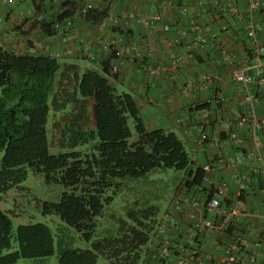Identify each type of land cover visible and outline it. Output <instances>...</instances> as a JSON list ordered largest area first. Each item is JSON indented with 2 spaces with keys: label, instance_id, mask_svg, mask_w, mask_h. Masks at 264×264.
Returning <instances> with one entry per match:
<instances>
[{
  "label": "trees",
  "instance_id": "16d2710c",
  "mask_svg": "<svg viewBox=\"0 0 264 264\" xmlns=\"http://www.w3.org/2000/svg\"><path fill=\"white\" fill-rule=\"evenodd\" d=\"M31 1L44 12L49 0ZM81 4L59 0L39 20L40 28L56 34L53 23L75 15ZM97 12L91 8L85 17L94 21ZM114 54L110 48L106 59L82 67L70 57L14 52L0 43V196L19 185L29 170L40 174L61 186L57 199L42 201V213L57 216L65 228L90 241L89 247L72 246L68 234L55 235L40 220L14 227L9 210L0 204V264H15L20 257L47 258L55 250L58 264H96L99 256L101 264H151L150 234L159 206H129L114 229L95 236L104 207L125 179L155 169L185 173L188 187L201 182L203 169L192 166L183 139L174 130L148 126L133 93L110 80Z\"/></svg>",
  "mask_w": 264,
  "mask_h": 264
},
{
  "label": "crops",
  "instance_id": "0c3cea01",
  "mask_svg": "<svg viewBox=\"0 0 264 264\" xmlns=\"http://www.w3.org/2000/svg\"><path fill=\"white\" fill-rule=\"evenodd\" d=\"M85 1L82 0V3ZM91 1L94 11H98V17L94 21H90L78 13L73 15L75 35L73 45L76 47V51L70 58L78 61L82 67L91 66V60L83 57L78 50L81 45L88 42L91 51L98 59H106L110 50L100 47V36L114 38L118 44L122 45L133 41L138 42L142 47L151 44L154 48L151 58L143 56L130 59L121 75L110 76V80L118 89L133 93L146 124L150 127L161 126L174 130L183 139L191 158L194 157V161L197 163L213 156L218 148L228 155L236 154L248 147L251 148L250 141L245 139V126L233 125L237 129V133L244 137L242 146L221 140L219 142L221 145L205 142L203 147L199 148L193 142V138L197 134L196 122L203 107L209 109L211 116L206 124V130L210 134L221 132L220 120L229 121L230 124L234 123L238 110H241L244 104L243 89L232 79L231 68L240 64L244 57L247 58L244 63L247 70L253 72L254 64L258 60V54H255L254 49L255 44H252L245 36L242 21L238 17H230L218 10V2L222 0H205L202 3H199V0ZM236 2L241 9L245 7V0H236ZM58 3L59 0L47 1L43 12L37 10L31 0H15L11 3L0 0V43L14 52L21 53H48L52 48L59 46L60 32L57 31L53 35L46 34L40 28L39 20L36 19L39 14L44 17L47 12L56 9ZM181 6H186V11L182 12ZM107 7L112 12H102ZM126 10L157 11L161 14V20L152 26H145L127 16ZM109 14L114 16L115 21L105 30H100L98 27L100 18ZM254 17L261 24L257 38L262 41L264 40V12L256 11ZM191 20L207 27L208 44H195L193 42L194 32L191 30L182 36L181 43L173 42L172 34L176 32L174 30L190 25ZM163 22L170 25L171 33L161 29ZM222 22L227 24V29L221 28ZM222 48L232 52L234 58L232 63L218 60ZM187 52L191 54L188 55ZM172 58H176L175 63H172ZM147 63L158 68L154 75L146 69ZM161 66H165V70L159 68ZM204 72L213 73V86L222 90L226 96V101L223 104L207 103L203 107L199 105L212 91V85L203 86L201 74ZM190 84L191 90L188 94L185 88ZM255 112L258 116H264V91L255 105ZM179 116H187L186 124L183 127L176 123V118ZM261 133L264 152V127ZM224 136L225 132L221 134V137ZM247 163L246 159H238L234 165L227 168H218L217 165H214V169L210 172L212 178H221L227 182L228 189L225 193V197H228L227 202L236 199L238 185L233 173L245 171L248 168ZM262 181H264L263 176H253L249 186L242 189V194L237 196L242 199L247 214H237L233 217L230 230L233 225L242 229L254 230L256 233L264 229V198L259 188ZM184 192L196 194L197 189L191 186ZM192 210L190 205H184L181 210L174 212L173 219L166 226L168 235L174 240L186 239L185 228L189 224V213ZM152 244L153 242L150 241V245ZM200 248L211 256L217 253L218 256L221 254L209 236H204L201 239ZM171 260L175 261V255H171ZM211 261L208 260L206 264H210ZM260 263L264 264V242L261 247ZM151 264L160 263L151 261ZM183 264H193V261L189 260Z\"/></svg>",
  "mask_w": 264,
  "mask_h": 264
},
{
  "label": "built area",
  "instance_id": "2783aa9c",
  "mask_svg": "<svg viewBox=\"0 0 264 264\" xmlns=\"http://www.w3.org/2000/svg\"><path fill=\"white\" fill-rule=\"evenodd\" d=\"M6 3H11L15 0H4ZM205 0H199L202 3ZM245 7L241 9L236 0H222L218 2V10L230 17H238L242 21L243 31L252 44H255V54H258V60L254 64L253 72L247 70L244 63L247 58L241 60V63L236 64L231 68L232 79L243 89V108L238 110L234 123L220 120V130L225 132V136L221 137V132L218 134H210L206 130V124L211 116L209 109L203 107L199 119L196 122L197 134L193 138V142L197 146L206 142L213 145H221L219 142H230L237 146L244 144V137L237 133L235 126H245L246 136L251 143V148L240 150L236 154H226L221 148H218L213 156L202 162H195L192 157V166H199L203 169L201 182L195 186L196 194L185 193L186 188H177L172 198V208L160 214L155 223V234L152 244L151 260L160 264H183L189 260L193 264H206L208 260H212L210 264H261V247L264 242V229L259 233L248 228H241L233 225L229 229L233 217L237 214H247L242 199L238 198L242 194L241 190L249 186V182L253 176H263L264 178V152H263V137L261 130L264 127V116H258L255 112V105L260 98V93L264 87V40H258L257 33L261 28L260 22L255 19L256 11L264 12V0H245ZM93 7L91 0H86L78 7L77 13L85 15L88 10ZM181 11H186V6H181ZM127 16L134 18L136 22L152 26L161 20V14L157 11L150 12H135L133 10L125 11ZM38 20L42 19V15L37 16ZM114 16L104 15L98 22L100 30H105L113 23ZM57 31L60 32V45L50 50L51 55L58 58H65L74 55L76 47L74 35V19L73 16L64 17L59 22L53 23ZM222 29H227L225 22L221 24ZM161 29L167 32H172L168 23L163 22ZM189 30L194 32L193 42L195 44H208L207 27L199 22L191 20L190 25L178 27L172 34L174 43L179 44L182 41V36ZM100 47L103 49L115 50L114 56L109 61L110 76H117L123 73L124 68L134 58H151L154 54V48L151 44L142 47L138 42L133 41L127 45L118 44L114 38L105 36L99 37ZM81 54H84L88 59L98 63V59L90 49L88 42L84 43L78 49ZM190 55V52H187ZM219 61L232 63L234 60L230 50L222 48L219 52ZM176 62V58H172V63ZM248 63V62H247ZM246 63V65H247ZM165 70V66L159 67ZM146 69L150 74H155L158 68L151 63L146 64ZM203 86L212 85L211 93L203 102H208L213 105L223 104L226 101L224 92L218 87L213 86L214 75L211 72L201 74ZM191 84L187 85L185 91L189 94ZM205 106V105H204ZM187 116H179L176 118V123L180 126H185ZM186 129V128H184ZM246 159L248 168L245 171L234 172L233 177L237 179L236 199L227 202L228 197H225L228 185L224 179H214L210 172L214 169V165L218 168H227L234 165L237 160ZM258 185V184H257ZM260 192L264 198V181L259 185ZM240 190V191H239ZM184 205H190L193 210L189 213L190 221L185 228V240L176 241L167 233L166 226L173 219V211L181 210ZM204 236H209L212 239L214 246L221 252L218 256L206 254L200 248V241ZM182 238V237H181ZM171 255H175V261L171 260Z\"/></svg>",
  "mask_w": 264,
  "mask_h": 264
},
{
  "label": "rangeland",
  "instance_id": "374dc122",
  "mask_svg": "<svg viewBox=\"0 0 264 264\" xmlns=\"http://www.w3.org/2000/svg\"><path fill=\"white\" fill-rule=\"evenodd\" d=\"M102 12H112L110 8H105ZM85 57L84 54H82ZM130 126L132 123L130 122ZM48 136L51 150L57 149L56 137L51 135V117L47 122ZM77 148L82 146L77 145ZM185 173L172 168L155 169L147 176L125 179L114 195L113 200L104 207L103 214L98 218V227L95 236L104 234L107 230L114 229L119 222V218H126V209L129 206L138 204L155 203L159 206L155 215V222L151 231V241L156 232L155 223L160 214L172 208V198L177 188H187L184 184ZM61 191V186L55 183H47L43 176L28 171L26 178L19 185L9 189L0 196V204L8 209L10 217L15 227L20 222L44 221L53 229L55 235L68 234L70 238L66 240L72 246L89 247L90 241L83 239L77 231L70 227H64L59 218L52 214L42 213V201L44 199H57ZM136 203H135V202ZM175 211H173L174 214ZM103 257L99 256L96 264H101ZM15 264H58L57 250L47 258L41 257H20Z\"/></svg>",
  "mask_w": 264,
  "mask_h": 264
},
{
  "label": "clouds",
  "instance_id": "9594fccd",
  "mask_svg": "<svg viewBox=\"0 0 264 264\" xmlns=\"http://www.w3.org/2000/svg\"><path fill=\"white\" fill-rule=\"evenodd\" d=\"M81 6V5H80ZM76 13H77V11H76ZM103 15V14H102ZM83 16H85V15H83ZM112 48V47H111ZM110 50V49H109ZM69 57H71V56H69ZM86 57V56H85ZM87 58V57H86ZM90 60V59H89ZM186 178H187V176H186ZM190 179H191V177H190ZM184 184H185V186L187 187V188H190V187H188L187 185H186V180L184 181ZM196 185H194L193 187H195ZM186 188V189H187ZM152 242V241H151Z\"/></svg>",
  "mask_w": 264,
  "mask_h": 264
}]
</instances>
